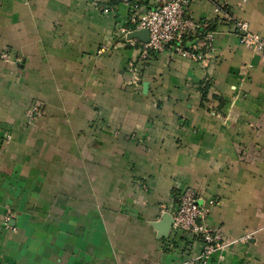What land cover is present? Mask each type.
Instances as JSON below:
<instances>
[{
  "label": "crops",
  "instance_id": "0c3cea01",
  "mask_svg": "<svg viewBox=\"0 0 264 264\" xmlns=\"http://www.w3.org/2000/svg\"><path fill=\"white\" fill-rule=\"evenodd\" d=\"M109 1L0 0V54L20 57H0V264H188L202 241L153 223L189 186L210 226L254 236L209 264H264V59L215 6L264 35V0H191L215 32L187 40L201 60L118 36L129 3L167 0Z\"/></svg>",
  "mask_w": 264,
  "mask_h": 264
},
{
  "label": "built area",
  "instance_id": "2783aa9c",
  "mask_svg": "<svg viewBox=\"0 0 264 264\" xmlns=\"http://www.w3.org/2000/svg\"><path fill=\"white\" fill-rule=\"evenodd\" d=\"M191 0H167L159 6L142 10L139 3H129L131 11L126 25L119 27L117 34L131 46H140V58L147 60L156 53L170 49L178 54L201 60L207 53L199 51L197 46L186 47L185 34L198 36L204 40L209 49H212L215 41L214 31H204L202 27L192 16L187 15L186 7ZM216 10L219 12L221 20L227 24L240 39V43L250 47L264 59V35L253 29L251 23L243 18L235 17L223 3H215ZM110 8H105L109 12ZM140 29H148L150 38L144 42L139 38H129V33ZM4 61L19 60L20 57H14L10 50H3L0 54ZM138 73L135 66L131 69ZM136 76L135 82L139 80ZM42 113L39 105H32L26 112L30 121L37 119ZM11 136L7 135V139ZM213 203L214 201H210ZM174 223L168 237L183 238L188 235L190 238H197L202 241L201 252L190 258L188 264H209L210 259L217 252H223L231 244L237 242H248L254 236L253 233H246L239 238L229 239L226 237L222 228H214L207 223L208 208L199 203V192L192 186L182 190L174 206L169 211ZM6 227L13 228V212L8 210L3 218Z\"/></svg>",
  "mask_w": 264,
  "mask_h": 264
},
{
  "label": "water",
  "instance_id": "95a60500",
  "mask_svg": "<svg viewBox=\"0 0 264 264\" xmlns=\"http://www.w3.org/2000/svg\"><path fill=\"white\" fill-rule=\"evenodd\" d=\"M129 38H139L144 42H148L150 38V32L148 29H140L137 31H133L129 33ZM197 41H192L187 44V47L196 44ZM149 86L148 82H144V90H146ZM174 218L170 212H165L161 218V220L154 222V226L159 232V237H168L169 232L173 226Z\"/></svg>",
  "mask_w": 264,
  "mask_h": 264
},
{
  "label": "trees",
  "instance_id": "16d2710c",
  "mask_svg": "<svg viewBox=\"0 0 264 264\" xmlns=\"http://www.w3.org/2000/svg\"><path fill=\"white\" fill-rule=\"evenodd\" d=\"M118 0H110L108 3H106V7L107 8H114V5L116 4ZM148 4V0H143V4ZM206 30L207 31H213L214 27L213 26H206ZM193 38V36H191L190 34H185V40L191 39Z\"/></svg>",
  "mask_w": 264,
  "mask_h": 264
},
{
  "label": "rangeland",
  "instance_id": "374dc122",
  "mask_svg": "<svg viewBox=\"0 0 264 264\" xmlns=\"http://www.w3.org/2000/svg\"><path fill=\"white\" fill-rule=\"evenodd\" d=\"M8 210H11V209H8ZM8 210H7V211H8ZM7 211H6V212H7ZM12 212H13V211H12ZM3 218H4V215H3ZM3 218H2V219H3ZM13 219H14V213H13ZM2 223H3V226H4L5 228H8V227H6V226H5V224H4V221H3V220H2ZM12 225H13V224H12ZM13 226H14L13 228L9 227L8 229H11V230H16V229H17V227H16L15 225H13Z\"/></svg>",
  "mask_w": 264,
  "mask_h": 264
}]
</instances>
